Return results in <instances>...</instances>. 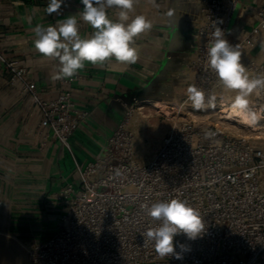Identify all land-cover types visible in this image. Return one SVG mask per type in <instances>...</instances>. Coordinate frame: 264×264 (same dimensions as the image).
<instances>
[{
	"label": "built area",
	"instance_id": "2783aa9c",
	"mask_svg": "<svg viewBox=\"0 0 264 264\" xmlns=\"http://www.w3.org/2000/svg\"><path fill=\"white\" fill-rule=\"evenodd\" d=\"M240 1L199 0L202 22L189 80L217 97L214 106L200 111L226 116L233 110L235 92L219 88L208 66L207 45L215 24L239 47L249 77L264 74V63L251 57L264 45V0L246 31L230 29ZM0 61L10 86L32 101L44 145L57 141L71 151V138L90 117L73 98L76 78L63 81L56 98L43 100L27 66L1 54ZM249 99L257 110L264 108V90ZM182 106L194 109L187 95ZM135 114L136 107H128L100 155L78 168L79 181L51 197V208L58 211L57 231L25 246L28 264H264V150L221 128L184 120L170 128L152 159L141 165L132 131ZM209 131L216 135L207 137ZM173 198L197 209L205 222L204 233L195 240L175 237L188 249L179 260L160 258L142 235L159 224L142 206Z\"/></svg>",
	"mask_w": 264,
	"mask_h": 264
},
{
	"label": "crops",
	"instance_id": "0c3cea01",
	"mask_svg": "<svg viewBox=\"0 0 264 264\" xmlns=\"http://www.w3.org/2000/svg\"><path fill=\"white\" fill-rule=\"evenodd\" d=\"M263 0H241L231 29L246 31ZM49 0H0V54L27 66L43 100L56 98L63 81L50 76L58 61L43 57L34 46L32 29L55 26L76 15L79 34L89 37L92 27L79 12L80 0H64L57 13L46 12ZM199 0H137L130 16L145 15L152 28L135 39L139 58L135 64L114 59L103 66L87 64L72 78L73 98L88 110L87 125L70 140L71 151L57 141L44 145L39 119L29 97L10 86L0 61V231L23 242H42L58 228V211L51 197L67 183L79 181L78 168L100 155L107 139L122 121L128 107L143 114L152 103H176L190 86L188 68L196 48V31L202 22ZM118 9H107L116 20ZM171 13V15H170ZM251 57L264 63V45ZM144 105V106H140ZM162 105V104H161ZM142 112V113H141ZM135 117L132 125L141 122ZM138 118V119H137ZM134 132V131H133Z\"/></svg>",
	"mask_w": 264,
	"mask_h": 264
},
{
	"label": "clouds",
	"instance_id": "9594fccd",
	"mask_svg": "<svg viewBox=\"0 0 264 264\" xmlns=\"http://www.w3.org/2000/svg\"><path fill=\"white\" fill-rule=\"evenodd\" d=\"M83 5L80 18L94 30L89 37L79 34L76 15L58 21L55 26L36 25L35 49L45 58L58 61V69L50 76L52 80L72 78L85 68L86 63L103 66L114 59L120 64H135L139 58L135 39L152 28V22L143 14L130 16L137 0H80ZM154 2V0H153ZM64 0H49L46 12L50 15L61 9ZM117 8L118 18L111 19L107 9ZM171 15V13H170ZM222 23V21H221ZM242 52L237 45H232L225 38V31L214 25L212 39L207 45L209 68L217 77L216 84L226 91L235 92L231 107L244 120L255 125L264 115V108L257 110L250 104L249 97L264 90V74L249 77L241 61ZM186 95L196 110L214 106L215 91L206 93L195 85L186 89ZM209 131L207 137H214ZM147 215L156 221L158 226L149 228L142 235L145 242H151L154 251L160 258L175 256L182 259V252L188 249L175 241L178 235H185L195 240L205 231V222L200 212L186 201L173 198L142 206ZM179 247L181 252H177Z\"/></svg>",
	"mask_w": 264,
	"mask_h": 264
},
{
	"label": "rangeland",
	"instance_id": "374dc122",
	"mask_svg": "<svg viewBox=\"0 0 264 264\" xmlns=\"http://www.w3.org/2000/svg\"><path fill=\"white\" fill-rule=\"evenodd\" d=\"M181 98L176 103L161 102L162 109L156 107V103L148 106L147 110H143V114L137 113L139 121L133 126L136 135V152L138 161L141 165H146L152 159L156 152L161 139L170 130V128L184 120L203 124L208 127H218L226 133L235 137H242L254 143L258 148L264 150V117L255 124H244L237 118L226 119L216 111H200L182 106ZM144 106V105H140ZM141 112V113H142ZM136 117V114H135ZM137 118V119H138ZM135 121V119H134ZM54 230L56 226H54ZM32 242H23L25 246H29Z\"/></svg>",
	"mask_w": 264,
	"mask_h": 264
},
{
	"label": "water",
	"instance_id": "95a60500",
	"mask_svg": "<svg viewBox=\"0 0 264 264\" xmlns=\"http://www.w3.org/2000/svg\"><path fill=\"white\" fill-rule=\"evenodd\" d=\"M28 255L16 237L0 232V264H28Z\"/></svg>",
	"mask_w": 264,
	"mask_h": 264
},
{
	"label": "bare ground",
	"instance_id": "6f19581e",
	"mask_svg": "<svg viewBox=\"0 0 264 264\" xmlns=\"http://www.w3.org/2000/svg\"><path fill=\"white\" fill-rule=\"evenodd\" d=\"M156 107L159 108V109H162V108H163V105L159 104V105H156ZM225 114H226V116H225L226 119L237 118V119H239V121H240L241 123H244V124H247V125L249 124V123H247V122L244 120V118H242V116H241L238 112H236L235 110H232V112H230V113H229V111H226ZM251 125H252V124H251ZM0 232H1V231H0ZM1 233H2V232H1ZM19 241H20V240H19ZM20 243H21V241H20ZM21 244H22V243H21ZM22 246L24 247L25 251L27 252V250H26V248H25V245L22 244Z\"/></svg>",
	"mask_w": 264,
	"mask_h": 264
}]
</instances>
